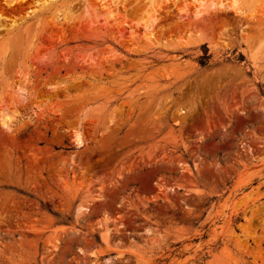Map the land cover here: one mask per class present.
<instances>
[{"label": "rangeland", "instance_id": "rangeland-1", "mask_svg": "<svg viewBox=\"0 0 264 264\" xmlns=\"http://www.w3.org/2000/svg\"><path fill=\"white\" fill-rule=\"evenodd\" d=\"M18 1L0 264H264V0Z\"/></svg>", "mask_w": 264, "mask_h": 264}, {"label": "bare ground", "instance_id": "bare-ground-1", "mask_svg": "<svg viewBox=\"0 0 264 264\" xmlns=\"http://www.w3.org/2000/svg\"><path fill=\"white\" fill-rule=\"evenodd\" d=\"M26 0H19L18 2H25ZM58 1H60V0H35V4H37V5H46L47 6V4H51V5H55V4H57V2ZM240 1L241 0H231L230 2V5L229 6H226V4L225 5H223L222 3L220 4V7H223V6H226L227 7V9H229V10H231V11H234V12H239V13H241V10H240ZM17 3V2H16ZM16 3H13L12 5H14V4H16ZM34 4V5H35ZM203 5L202 4H200V8L202 7ZM203 12H205V8H204V11ZM157 20L156 19H154V18H152V20L150 21V23H149V27H147V29L149 30L151 27H152V29L148 32V34H149V36H152V32H153V26L151 25V23L152 22H156ZM2 28H3V26L0 24V30H2ZM252 96V95H251ZM254 96V95H253ZM256 97V96H255ZM2 108V107H1ZM70 111H67V112H64V113H62V115H61V117L64 119V120H68L69 118H70V113H69ZM182 114H185V112H181ZM9 124H10V120L8 119V120H6L4 123H3V125H4V127L5 128H9ZM131 135H133V133L131 134ZM75 142H76V145L78 146V147H81L82 146V138H81V136H80V133L78 132L76 135H75ZM90 142H93V143H97V140H96V138H92L91 140H90ZM103 152L104 151H106L107 152V154H106V158L107 157H109L110 155H111V150L110 149H104V150H102ZM104 160H105V158L102 156L101 158H99V159H97L96 160V163H101V162H103L104 163ZM88 164H89V167L90 168H94V165L91 163V162H88ZM80 210L81 211H86L87 210V208L86 207H81L80 208Z\"/></svg>", "mask_w": 264, "mask_h": 264}]
</instances>
